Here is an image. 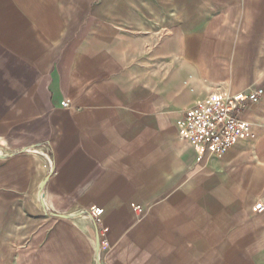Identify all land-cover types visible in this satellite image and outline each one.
Here are the masks:
<instances>
[{"label": "crops", "instance_id": "1", "mask_svg": "<svg viewBox=\"0 0 264 264\" xmlns=\"http://www.w3.org/2000/svg\"><path fill=\"white\" fill-rule=\"evenodd\" d=\"M135 1L0 0V264H264V92L222 156L179 136L264 91V0Z\"/></svg>", "mask_w": 264, "mask_h": 264}, {"label": "built area", "instance_id": "2", "mask_svg": "<svg viewBox=\"0 0 264 264\" xmlns=\"http://www.w3.org/2000/svg\"><path fill=\"white\" fill-rule=\"evenodd\" d=\"M263 92V88L255 87L238 95L218 93L198 101L179 122L180 138L201 154L208 152L216 157L222 156L239 139L248 137L250 123L243 119L242 113L257 104ZM68 105V101L62 103L63 107ZM136 209L141 210L139 206ZM253 209L264 212V196L255 202ZM89 213L96 223L101 222L102 208L91 207ZM108 233V227L98 230L100 249L108 247Z\"/></svg>", "mask_w": 264, "mask_h": 264}, {"label": "water", "instance_id": "3", "mask_svg": "<svg viewBox=\"0 0 264 264\" xmlns=\"http://www.w3.org/2000/svg\"><path fill=\"white\" fill-rule=\"evenodd\" d=\"M57 216H60V217H67V215H64V214H57ZM97 260L99 259V250H100V246H99V234H98V231H97Z\"/></svg>", "mask_w": 264, "mask_h": 264}, {"label": "rangeland", "instance_id": "4", "mask_svg": "<svg viewBox=\"0 0 264 264\" xmlns=\"http://www.w3.org/2000/svg\"><path fill=\"white\" fill-rule=\"evenodd\" d=\"M118 1H120V0H118ZM127 1H128V3H127V8H128L129 6L136 5V1H135V0H127ZM117 5L119 6V8H121V5L125 6L124 3L122 4V2H118Z\"/></svg>", "mask_w": 264, "mask_h": 264}]
</instances>
